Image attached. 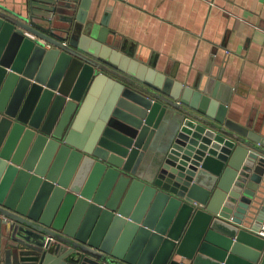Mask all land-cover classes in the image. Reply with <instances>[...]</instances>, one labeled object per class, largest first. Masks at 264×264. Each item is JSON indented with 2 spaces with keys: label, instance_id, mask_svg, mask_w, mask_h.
<instances>
[{
  "label": "water",
  "instance_id": "obj_1",
  "mask_svg": "<svg viewBox=\"0 0 264 264\" xmlns=\"http://www.w3.org/2000/svg\"><path fill=\"white\" fill-rule=\"evenodd\" d=\"M90 0L0 3V264H264V138Z\"/></svg>",
  "mask_w": 264,
  "mask_h": 264
},
{
  "label": "crops",
  "instance_id": "obj_2",
  "mask_svg": "<svg viewBox=\"0 0 264 264\" xmlns=\"http://www.w3.org/2000/svg\"><path fill=\"white\" fill-rule=\"evenodd\" d=\"M26 0H0L13 8ZM97 22L186 86L230 88L227 117L264 138V0H90Z\"/></svg>",
  "mask_w": 264,
  "mask_h": 264
},
{
  "label": "built area",
  "instance_id": "obj_3",
  "mask_svg": "<svg viewBox=\"0 0 264 264\" xmlns=\"http://www.w3.org/2000/svg\"><path fill=\"white\" fill-rule=\"evenodd\" d=\"M263 234V236H264V233H262Z\"/></svg>",
  "mask_w": 264,
  "mask_h": 264
}]
</instances>
